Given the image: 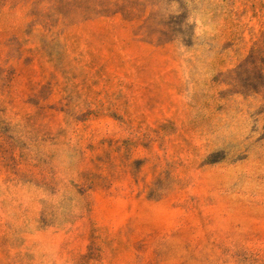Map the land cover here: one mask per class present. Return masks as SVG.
Here are the masks:
<instances>
[{
    "label": "rangeland",
    "instance_id": "1",
    "mask_svg": "<svg viewBox=\"0 0 264 264\" xmlns=\"http://www.w3.org/2000/svg\"><path fill=\"white\" fill-rule=\"evenodd\" d=\"M0 264H264V0H0Z\"/></svg>",
    "mask_w": 264,
    "mask_h": 264
}]
</instances>
